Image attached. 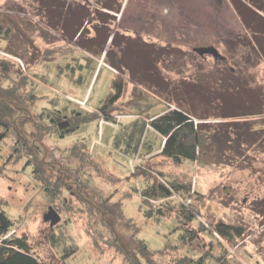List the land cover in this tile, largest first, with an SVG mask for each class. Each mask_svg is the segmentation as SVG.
I'll use <instances>...</instances> for the list:
<instances>
[{"label": "rangeland", "instance_id": "374dc122", "mask_svg": "<svg viewBox=\"0 0 264 264\" xmlns=\"http://www.w3.org/2000/svg\"><path fill=\"white\" fill-rule=\"evenodd\" d=\"M100 1L0 0V107L12 123L0 142V202L11 231L53 264H132L138 238L149 249L136 255L143 264L199 254L264 264V11L249 2L263 9L264 0H123L119 12ZM206 45L217 58L194 49ZM119 74L122 95L102 111ZM159 79L184 81L205 117L194 162L159 154L163 137L149 121L174 103ZM17 135L26 143L16 149ZM145 173L189 186L162 204L183 203L194 220L150 212L161 200L140 205ZM49 207L54 223L43 218ZM218 221L241 235L223 238Z\"/></svg>", "mask_w": 264, "mask_h": 264}, {"label": "trees", "instance_id": "16d2710c", "mask_svg": "<svg viewBox=\"0 0 264 264\" xmlns=\"http://www.w3.org/2000/svg\"><path fill=\"white\" fill-rule=\"evenodd\" d=\"M122 1L123 0H101L100 3L103 8H106L114 12H119L122 5ZM96 2L99 3V0H96ZM249 2L254 4L256 8H258L259 10L264 11V8L262 9L260 5L255 1H249ZM249 42L250 41H248V43ZM84 58L88 61L90 60L87 56H84ZM107 58L109 61L108 65L118 70L119 72H122V68L118 64H116L115 60L112 61L109 56ZM119 76L120 74L112 81L113 90L107 96L108 98L105 99L103 105L99 106V108L101 107L102 111H106L105 109H108L110 104H112L113 101H116L122 95L123 80ZM24 79H25L24 81L26 82L27 79L25 77ZM139 82L141 83V81ZM160 83L162 85L163 90L165 91V94L168 97L170 96L174 103L169 102L173 106L170 107L168 106L162 111L152 115L149 121V125L154 129V131H156L158 134H160L163 137L161 138L162 143L160 144L159 154L175 162H183V161L194 162V160L197 159V152L199 145L202 144V141H205L207 139V137L204 134L206 133V131L203 130L204 126L206 127L207 124H205L206 122L202 120V118L205 117L202 114L196 113L195 109H197V107H193L194 104L196 105L195 103L196 101L194 100L195 97L193 96L190 97V99H187V97H185L184 94L181 92L182 90H184L185 92L186 90L183 89V87L188 86L184 84V81L181 83H170L168 85L169 82H167L166 80L164 81L162 79H159L157 81V84ZM209 97H210L209 93L203 91L202 93H200L199 97L197 98L198 102L199 103L201 102L203 105H205L206 109L209 106L207 105ZM206 113H207L206 116H209V112ZM57 116L56 117L55 115L51 117L49 116L50 117L49 120L51 121V124H56V123L58 124V120L61 119H59ZM93 116L94 115H90V114L83 116H79V115L75 116V118L70 123V125L73 124L74 126H77L80 122L90 119ZM104 116L106 118L107 117L110 118V114L109 113L107 114V112L106 113L104 112ZM246 122L249 123L250 121H246ZM11 124L12 123L9 117V113L6 112L5 108L0 107V142L11 131V126H12ZM133 126H132V130H135L136 123ZM69 128L70 126L67 125L62 128H59L57 131L60 134V132H65V130ZM138 129L139 132H141V128ZM237 132L233 133L236 137H241L244 135V132L242 131L240 132L237 131ZM17 137L18 139H14L16 145L15 144L13 145L16 149L19 147V145L23 146V144L26 143L25 140L24 142L21 141L18 135ZM136 139L138 138L136 137ZM228 142L229 144H236L237 146L235 145L234 148H238L239 144L237 142H233L231 140H229ZM33 166H34L33 167L34 172H37V175H40L42 167L39 165V162L34 161ZM144 176H145L144 177L145 184L143 185L140 192L141 194L140 205L150 202L149 200H154V201L161 200L160 203H157L160 205H149L151 208L150 212H153L157 216H162L165 213L172 212L176 217H184L190 222L194 220L192 212L188 211L189 207L184 205L183 203L178 205L175 209H173L172 206L168 207L164 205V203L162 204V202L169 201V198L172 196L174 189L189 193V188H190L189 186L185 187L183 183L178 181L177 182L170 181L171 183L170 184L171 187H170L163 181L158 180L153 174L145 173ZM119 202L118 201L113 202L112 205H116V207L119 208L120 207ZM1 205L4 204L0 202V264H53L50 261L46 262V260H44L43 257H41L38 254V252L33 249V246L28 241L25 235H17L14 230L11 231L12 225L14 223L13 219H11L4 212ZM187 211L188 213H186ZM215 230L219 235H221L223 238L227 240H232L236 236L241 235L242 233V227L240 225L225 223L223 221H218L215 223ZM135 242L137 248L134 251L135 253L133 254V258L131 261L132 264L139 263L140 260L136 257L138 253L145 255L144 253L147 250H149L144 239L138 238L137 240H135ZM207 258H208L207 256L204 257V255L202 254H199L198 256L195 257L188 255L181 257V259L177 260L176 264H209ZM216 259L218 260V264H220L222 258L216 257ZM141 264L143 263L141 262Z\"/></svg>", "mask_w": 264, "mask_h": 264}, {"label": "water", "instance_id": "95a60500", "mask_svg": "<svg viewBox=\"0 0 264 264\" xmlns=\"http://www.w3.org/2000/svg\"><path fill=\"white\" fill-rule=\"evenodd\" d=\"M199 53H211L213 56H218L219 52L213 45H206V46H198L194 48ZM52 214L54 216H52ZM44 220L51 219L50 223H54L59 219V216L52 210L51 207H49V211L47 213H44L43 215Z\"/></svg>", "mask_w": 264, "mask_h": 264}]
</instances>
